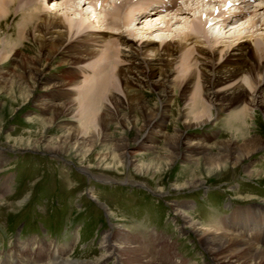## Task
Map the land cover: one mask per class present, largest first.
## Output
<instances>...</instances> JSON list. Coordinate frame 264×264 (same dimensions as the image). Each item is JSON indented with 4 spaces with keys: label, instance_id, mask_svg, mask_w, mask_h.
I'll return each mask as SVG.
<instances>
[{
    "label": "rangeland",
    "instance_id": "obj_1",
    "mask_svg": "<svg viewBox=\"0 0 264 264\" xmlns=\"http://www.w3.org/2000/svg\"><path fill=\"white\" fill-rule=\"evenodd\" d=\"M73 1L74 2L71 0H39V2L25 8V6L20 5V0H13L15 5L17 4V6L21 7H14L12 3V7L8 13L0 18V59L4 58L3 61L1 60L0 62V149L8 157L6 165H10V163L14 161L6 168L7 171L4 169L0 170L1 178L6 174L10 176L8 189L2 188V183L7 179H2L3 181L0 183V198H2L3 203L0 202V259L11 256L15 246L20 247V244L23 243L24 246L27 247L30 245L31 241L41 244L46 240L49 241L50 244L55 243L58 247L64 246L66 250L69 251L65 257L66 252L44 245L39 246L36 252L31 253L33 255L19 253V255L23 257L22 259L19 258L17 261L11 258L5 259L0 261V264H51L54 262L55 264H62L64 261L68 264L74 262L83 264H88L89 262L90 264H115V261L118 260L115 258V255L102 258L106 256L107 253L106 247L103 245V238L109 233L110 238H112L111 244L123 243L122 246L125 245L124 241L117 242L115 240L120 237L118 235L126 233V237H129L128 245L132 247L131 253L133 254H135L139 247L141 248V244L144 240L149 241V238L154 237V243L158 241L160 244L156 246L157 251L155 253L151 252L153 250V244L146 245L142 250L145 251L147 247L150 246L147 249L148 253L147 251L145 252L149 257L154 259L153 261L156 264L212 263L211 255L206 251L199 236L194 230H191L189 225L185 224L183 218H181L180 210L184 209L178 208H180V204L182 203L192 207L193 200H197L198 202L201 201L199 197H201L206 190L202 189L203 187L210 188L213 193L217 191L215 195L223 199V207H220L217 214L223 210L226 203L242 205H252L254 203L262 204L264 202V151L260 150V152L255 149L252 156L247 157L237 164V166L233 165L234 161L229 162L230 164L228 163L227 169L216 176L205 177V175L199 173L200 171L198 170L199 172L197 171L195 174L200 180H196L191 188L174 190V185L176 184L183 182L190 183L191 178L189 174L195 170V166L184 164L182 159L176 160V162L169 167L170 169L168 168L169 170L164 171L160 175H154L151 172L146 176L136 174L129 163L124 164V168L118 171H101L92 169V167L90 168L88 166V164L95 165L93 160L88 159L85 165H80L77 160L72 159L70 156L31 148L15 147L13 144L18 142L14 143V139L19 140L21 137H23L25 141L30 139L32 142H36L41 146L47 145V143L49 144L52 140L62 138L66 135L67 131H73V135L79 134L82 136L85 135L86 137L88 136L87 138L91 137V134H86L87 130L82 129L80 123L74 117L78 104H80V94H78V92L67 94V99L74 105L73 109L75 113L73 112L74 114L72 113V115L64 114L57 118L51 113H40L41 111L34 106L36 97L40 96V99H45L46 97L44 96H47L46 92L43 93V91H41V85H39L38 81H34L35 91L32 93L29 100L25 102V97L28 92L25 97L19 95V91L27 86V83L24 84L21 79V61H28L29 63L33 61L35 64L39 59L40 62L38 61V66L41 67L44 65V58H48L49 64L45 66L48 76H57L58 78L66 77L64 74L69 71V68L61 63L62 61L60 60L62 57L60 55L52 56L49 52V48L43 47L41 43L36 40V37L37 39H39V37L37 36L38 33L35 31L34 26L37 25L40 19L45 15L60 20L66 27L62 29V31H65V39L67 42L75 43L74 45L76 46H80L82 43L79 42L78 44V40L80 39L79 34L81 32L78 31L77 33L75 30L77 29V21L79 20V22L84 21L85 23L81 26V29L84 30L80 29L82 33L94 32L91 34V37H96L95 34L100 35L104 33L106 36L102 37L105 38V42L100 43L101 46L98 44L99 47L87 46L86 48L90 50L94 48L96 52L98 51L96 58H104L107 48L110 49L108 51H110L112 55V61L117 63L118 68H124L126 66L124 63H118L121 61V53L119 52L123 51L125 48L120 41L116 40L119 39L116 38L119 33H121L120 35L124 36V38L131 41L136 48L141 45L144 39L156 40L159 43L160 39H157L156 35L159 34L157 30H161V28L163 32H160L159 36L161 35L162 37L170 33L171 36L168 37L170 40H181L180 37L186 34L184 31H189L190 25L196 21L198 16L203 19L204 13L206 20L204 19L202 22L205 24L206 33H192L193 36L191 38H186L187 44H189L187 47L183 41L181 42L185 45L186 49H183L180 53L184 52L188 55L185 63L181 61L180 57L176 59V61L168 62L167 69L172 73L170 77L172 84L178 86L172 89V97L166 102L168 106L166 105V107H163L164 100L160 99L157 94L158 91L152 88H145V90H141L140 94H138L142 101L148 105L150 111H153L157 116L162 114L166 115L163 127L160 128L164 135L175 137L174 139L176 140H178L179 135H187L188 143H193L195 140L207 139L209 141V146H211L207 152L208 154L214 153V155L219 154L218 152H222V150H220V145H229L233 148L236 155V153H240V146L252 137L256 140H260L262 144L264 143L263 109L255 108L256 112H254V114L252 113L254 116L247 117L244 115L243 118L240 117V115V118L231 116L228 112L216 113L212 111V117L208 123L201 126L186 128L183 124V121H185L184 117H187V115H189L187 118L194 116L192 115L193 110L191 108L192 101L189 100V102L187 99L193 98L195 87L203 84L201 82V76L204 61L200 57L201 47L209 51L228 50V52H231L232 47L242 44L241 42H243V39L241 38L244 36L246 38H251L247 40L250 47L254 48L255 43L253 42L258 41L259 37L264 34V9L261 11H259V9L253 10L257 15H248L244 19H240L237 25L229 26L230 23H228V21L226 24H224L225 20L222 22L219 21V17L224 16L223 13L220 14V16L210 17L208 13H213L214 9L210 10V7L205 6L209 5L214 7L217 2H221L222 0H201L202 2L205 1V5H203V3L201 4L200 0H190V3H188L189 6H191L190 4H192V2L194 3L192 4L193 6L189 7L191 10L188 14L178 16V21L177 19L172 20V16L162 13L164 15H162L161 18L159 16L155 19L158 23H152V25H155L149 32V30L145 31V27H143L146 26L147 23L149 24V22L143 21L139 23V20H137L139 19L138 17L142 16V5L138 6V4L135 3L131 6H125L124 4L116 10V12L119 13L115 14H119L120 16L117 15V20H115L111 16H108L107 13H111L113 11L112 9L120 5L117 3L122 2L121 0ZM207 1H209V3H207ZM54 2H56V4ZM98 2H100V5L97 7ZM67 3L74 4L68 5ZM184 4L185 2L182 3L181 6L185 7ZM58 5L62 6L59 7ZM15 8L18 10H15ZM240 8L241 7H231L224 12L225 14H230ZM203 10L208 11L204 12ZM90 12H92V14L95 13L94 15H96V17L94 15H89ZM67 14H70L73 20V28L70 32L68 31V22L65 21ZM87 14L91 19H86ZM105 14L107 16H105ZM168 19H170L169 26L171 30L169 28L164 29V26L167 27L168 25L166 24ZM209 19L213 24L206 27L207 20ZM112 20L115 22L119 20V23H117L118 27H116L114 31L108 29L110 21ZM257 21L258 23H255ZM159 22L163 24H159ZM240 29L242 30L241 32L239 31ZM142 30L143 32L141 33ZM135 32L138 34H143L145 32L143 35L146 38H141L138 34L135 36ZM239 32L240 35L238 34ZM231 34L235 35L231 36ZM216 37L218 38L216 39L217 41L214 39ZM233 37L235 38L233 39ZM168 38H166V40H169ZM161 41H164V39ZM179 55L180 54H178V56ZM40 56L45 57L39 58ZM140 58L146 60L151 57L143 55L140 56ZM246 59L247 60L242 63V66H240V68L242 67L244 70L249 68L251 62H254L249 57ZM96 60L97 59L92 57L90 60L82 61L80 64L78 63V65L76 64L77 67L75 65L72 66V68L76 67V70L80 72H78L76 81L83 80L87 74L91 72V63L95 64ZM83 64L90 67L87 68ZM81 65L86 69L84 67L81 68ZM110 65H112V62ZM217 66L218 70L225 76L232 73L231 69H228L229 62H219ZM117 67L114 68V73L117 71ZM191 73L193 76L191 80H188V89L183 92V88L187 83V79L183 77H187V75ZM241 76L237 77L236 80H240V86L242 84L246 91L251 94L249 88V73L246 72L242 78ZM29 80L30 79L27 78L28 86L33 85V82L29 83ZM256 80L258 81V79ZM115 84L117 90L113 89L111 94L108 92V94H104L105 96L100 95L98 97L100 98V100H98L100 104L97 106L98 111L96 119L98 120L109 108L111 112H114L118 117H128L130 119L129 123H120V126L116 123H112L109 124L108 127H105V129H102H104V133L110 135L112 141L116 140L118 137H125V139H127L126 142L130 143V147L133 149L136 147V145L133 144L134 141H143L151 128L146 126L143 115L137 111L129 112V109L127 110L123 107L117 111L113 110V106L109 102V99L114 97L113 94L116 95V99L118 98L120 102H125L126 106H129L127 103L129 96L126 95V91L121 89V85L116 79ZM4 88L7 90L3 91ZM201 88L203 92V87H200V89ZM228 88H230V86ZM27 90L28 88L26 87V91ZM204 90H206V88H204ZM64 93L66 94L67 92ZM67 95L62 97L58 96L57 100H52V103H63ZM202 98L203 93L199 102L203 100ZM28 116L36 117L35 123H28ZM134 117L137 118L136 122L131 121L133 120L131 118ZM232 118L235 119L233 120ZM39 119H42L45 124L40 125ZM50 119L53 120L49 121ZM93 127V134H96L97 131L100 132L99 125L94 123ZM141 129L143 130L141 131ZM138 133L140 134L138 135ZM155 140L156 142L154 143L152 141V143L144 141L146 145L151 144L157 146V149L152 150L154 154L162 153L164 148H168V150L171 148L169 142H164L165 138L157 137ZM73 142V140H70V144ZM140 151H143L141 154L144 155L136 158L137 161L135 164L137 165L147 163V160L151 156L150 150ZM184 151L182 147V152ZM207 152L205 153L207 154ZM205 153H203V151L202 153L198 152L195 158L203 159ZM2 157L3 156L0 155V158ZM15 160H18V162L20 160L19 163L26 168L21 170L17 167L18 171L16 173L17 169L15 170L14 166L18 164ZM129 160L132 159L129 158ZM108 162L110 161L108 160ZM252 171L261 173L257 175V173L253 172L250 173L251 175H248V172ZM14 177H16L15 184L13 182ZM237 183H239L241 189L245 191L237 193ZM217 197L215 201H217ZM204 201H201V203L203 202L204 205L208 206V202H206V200ZM153 206L156 210H154ZM131 207L133 209H131ZM231 207H234L233 204ZM109 211H112L114 216H109ZM197 211L198 212L193 213L192 210H184V212L196 222L198 219L201 220L203 218V214L204 216L207 215L205 206L199 205ZM148 212H150V217ZM48 216L53 219L48 218ZM197 225L198 227L215 232H226L230 235L240 236L232 231L218 228L217 223L202 224L197 222ZM21 226H24V231L19 241L18 234ZM44 227H46V229L49 227L50 231L57 235V238L55 239L53 236L46 237ZM153 228H155L156 233L153 231ZM78 231L81 233V236H78ZM15 233L16 235L13 237ZM79 237L82 238L80 239ZM155 237H162L164 239L161 238L160 241ZM85 240H87V242ZM254 246L258 247L257 245ZM120 249L116 251V254L119 255ZM259 249L264 250V247H260ZM163 252L170 259L168 262L165 260L162 261ZM55 259L57 260L54 261Z\"/></svg>",
    "mask_w": 264,
    "mask_h": 264
},
{
    "label": "bare ground",
    "instance_id": "obj_2",
    "mask_svg": "<svg viewBox=\"0 0 264 264\" xmlns=\"http://www.w3.org/2000/svg\"><path fill=\"white\" fill-rule=\"evenodd\" d=\"M71 1L74 2L73 0ZM121 1L122 2L117 3L120 5L115 4L117 5L116 7L114 5L115 8L112 9L114 12L112 11L111 13L110 12L107 13L108 16H111L115 20H117V17H118L117 15H119V14H115V13H119V12H116V10L119 9V7L123 6L124 4L126 5V4H129L130 2V0H121ZM157 1L158 0H155L154 2H157ZM209 1H207V3H209ZM36 2H39V0H20L19 3H21L20 5H23L25 6V8H27L28 6H31L32 4H35ZM168 2L170 3L169 5L162 4L160 5L158 9H155V10H149L150 9L149 7L151 6L150 5L151 2L149 3L145 2L141 4L142 5L141 7L142 16L138 17L139 19L137 20H139V23H142L143 21L149 22V24L147 23L146 26H143L145 27L144 28L145 31L149 30L150 32L152 30L153 26L155 25V24L152 25V23L157 22L155 19H157L159 16L161 18L163 12H174V13L169 14V16H172L171 19L173 20V19H177L178 16H183V15L188 14V12L191 10L187 7L177 8L178 6L176 2H174L173 0H170ZM221 2L226 4L227 0H222ZM12 3L14 4V7L17 6V4L15 5V2H13V0H0V18L8 13V11L12 7L11 5ZM54 3L56 4V2ZM241 3H245V1L241 0ZM67 4L70 5L71 3L70 4L67 3ZM232 5L234 4L232 3L230 6ZM58 6L61 7L62 5H58ZM19 7L21 6H17V8ZM188 7H191V6H188ZM237 7H241V5ZM17 8H15V10ZM162 8H164V10ZM254 9H256V7ZM223 12H221V9L216 8L215 13L213 11V13H208V14L210 15V17L220 16V14H222ZM94 14H92V12L89 13V15L91 16ZM89 15L87 14L86 19H91ZM107 15L105 14V16ZM248 15L250 14L248 13L245 16L240 15L233 20L232 19L229 20V23H230L229 26L237 25L240 19H244ZM94 16L96 17V15ZM169 20L170 19H168V22L166 23L168 24L167 27L164 26V29L169 28L171 30L169 26L170 25ZM65 21L68 22V31L70 32L73 28L72 27L73 20L71 19L70 14L66 15ZM79 21H77V26H76L77 29L75 30L77 31V33L78 31L81 32V33L79 32L80 39L78 40V44L79 42H82L83 44L81 43L80 46L74 45L75 43L73 42H67V40L65 39V34H64L65 31L64 30L62 31V29L66 27L58 19L45 15L42 17V19H40L39 23H37V25L34 26L35 31L38 33L37 36L39 37V39H37L36 37V40H38L43 47L49 48V52L50 54H52V56L60 55L62 57V59L60 60L62 61L61 63L66 65L69 68V71H67L64 74L66 76L65 78H58L57 76L49 77L48 72L45 70L46 69L45 66L49 64L48 58H44V65L41 67L38 66V63L40 62L39 59H38L39 62L37 61V63L35 64L33 63V61L31 63H29L28 61L27 62L21 61V64H22V68H21L22 78L21 79L24 82V84L27 83L26 87L28 88V90L26 91V87L22 88L19 91V95L21 97H25L28 92L27 96L25 97L26 98L25 102L29 100L30 96L35 91L34 81H38L39 85H41L40 86L41 91H43V93L46 92L47 96H44L46 97L45 99L44 98L40 99L39 98L40 96L36 97L34 106L37 107L41 111L40 113H51L54 117L57 118L58 116H61L64 114L72 115L73 112L75 113V110L73 109L74 105L70 100L67 99L68 98L67 94L71 92H76V93L78 92V94H80V100H79L80 104H78L77 111L74 117L80 123V127H82V129L87 130L86 134L88 135L91 134V137L87 138L88 136L86 137L85 135L82 136L79 134L73 135L72 133L73 131L72 132L67 131L65 136H63L60 139L58 138V139L52 140L49 142V144L47 143V145L41 146L37 144L36 142H32L30 139L25 141V139L21 137L19 140L14 139V143L16 142L18 143L13 144V146L21 147V148L23 147L31 148L35 150H42L45 152H52V153L62 154L65 156H70L72 159L77 160L80 165H85L87 163L86 160L88 159L93 160L95 165L88 164V166L90 168L92 167V169H97L101 171H118L119 169L124 168V164L129 163L133 167V171H135L136 174L146 175V176L151 172L154 175H160L164 171L169 170L170 169L169 167L173 163H175L176 160L182 159V162L184 164H189V165L191 164L192 166H195V170L189 174L191 178L190 183L183 182L180 184H176L174 185V190H183L185 188H191V186L194 185L193 183H195L196 180L198 181L200 180L196 177L197 175L195 174L198 170L200 171L198 172L203 173L205 177L216 176L220 172L225 171L227 169V165L229 162L234 161L233 165L237 166V164H239L241 161L245 160L249 156H252L255 149L259 151L260 150L264 151V143L262 144L260 140H256L253 137L248 139L246 142H244L240 146L239 154L236 153L235 155L232 147H230L229 145L226 146L222 144L220 145L221 146L220 150H222V152L221 153L218 152L219 154L214 155V153L208 154L207 152V150L211 148V146H209V142L207 139H204V140L201 139L198 141L195 140V142L193 143H188L189 141L187 142V139H188L186 137L187 135L185 136L179 135L178 140L174 139L175 137L173 138L172 136H166L160 130V128L163 127L166 115L162 114L160 116H157V114H155L153 111H150L148 109V105L144 103L142 99L139 97L141 90L143 89L145 90V88L146 89L152 88L158 91L157 94L159 98L164 100L163 107H166L167 105L166 102H168L172 97V94H171L172 89L178 87L176 84H172V80L170 79L172 73L171 71L167 69L168 62L170 61L172 62L174 60L176 61V59L180 57L181 61L185 63V61L188 58L187 57L188 55L184 52L183 53H180V52H182L183 49H186V47L189 45L187 44L186 38H191L193 36L192 33L194 32L195 33L200 32L202 34L206 33L205 24L202 22L201 17L198 16V18L192 25L189 24L190 25L189 31L188 30L187 32L184 31L186 34H183V37H180L181 40H173V39L170 40V38H168L171 36L170 33L162 36V37H165V38H162L161 35L159 36V34L160 32L162 33L163 30L162 28L160 30L158 27L159 30H157L158 31L157 33L159 34L156 35V38L160 39L159 43L156 40H147V39L145 40L144 39L142 40L141 45L138 48H136L134 47L131 41L124 38V36L120 35L121 33H119L118 37H116L119 39H116V40L120 41L122 46H124L125 48L123 49V51L119 52L121 53L120 54L121 61L118 63L119 64L121 62L122 64L124 63V65H126L124 68H118L117 63H114L112 61L113 59L112 55L110 51H108L110 49L107 48L104 58H101V57L96 58L98 51L96 52L94 48L91 50L86 48L87 46L88 47L98 46V44L100 45V43L105 42L104 40L105 38H103L102 36H106V35L102 33L100 34L101 36L99 34H95L96 37H91L92 36L91 34H93L94 32L82 33L81 30H84V29H81L82 28L81 26L84 25L85 23L84 21L82 22H79ZM227 21H228V18L225 19L224 24H226ZM117 23H119V20L117 22L113 20L110 21L108 29L114 31V29L118 27ZM255 23H258V21ZM159 24H163V23L159 22ZM239 31L241 32L242 30L240 29ZM137 32L134 33L136 34L135 36H137L138 34ZM142 32L143 30L141 31V33ZM240 32L238 33L239 35H240ZM141 33L138 34L139 37L141 38L145 37L143 35L145 32L143 34ZM110 35H114V34H110ZM232 35H235V34H231V36ZM248 37H252V36H248ZM166 38H168L169 40H166ZM234 38L235 37H233V39ZM163 39L164 41H161ZM214 39L216 40L218 38L216 37ZM241 39H243V42H241L242 44H238L237 46L232 47L231 52H228V50L227 51H218V50L209 51L201 47L200 57L204 61V66L202 69V76H201V79H202L201 82L203 84L199 86L203 87V92H202V88L200 89V87L197 85V87H195V90H194L193 98L191 97V99H187L188 101L189 100L192 101L191 108L193 110L192 115L194 116L191 118H187L189 115H187V117H184L185 121H183V124L186 126V128L201 126V125H204L205 123H208V121L212 117L211 116L212 111L216 113L228 112L231 116L239 117L240 115V117L242 118L244 115H246L247 117L248 116L252 117L254 112H256L255 108H262L263 113H264V34L259 37L258 41L253 42L255 43L254 48L250 47V44L248 43V40H247L251 38H246L243 36V38ZM182 41L184 42L186 47L183 43H181ZM213 44H216V43H213ZM106 47H107V44H106ZM228 48H231V47H228ZM178 54L180 55L178 56ZM143 55H145L146 57L150 56L151 58L146 59V60L143 58H140V56H143ZM45 56H42V57L40 56L39 58H43ZM92 57L97 59L95 64L91 63L92 64L91 67L88 65L85 66L83 64L87 68L90 67L91 72L87 74L85 78L83 77L84 78L83 80L76 81V78L78 77V72H79L78 70H76V67H77L76 64L78 65V63L80 64V62L82 61L90 60ZM247 57L251 58V60H253L254 62L253 63L251 62V64L249 65V68L244 70L242 67L240 68V66H242V63L247 60L246 59ZM3 59H0V62L1 60L3 61ZM111 62H112V65H110ZM219 62H229L228 69H231L232 73H230V75H227V76L223 75L222 72L218 70L217 64ZM74 65L76 67L72 68V66ZM83 67L81 65V68ZM116 67L118 69L114 73L113 70ZM246 72L249 73V79H250L249 88L251 90L250 91L251 94L246 91V89L242 86V84L240 86V80H236L237 77H240L241 75L243 76ZM192 76L193 75L191 73L190 75H187V77H183L187 79V83L185 82L186 84L183 88V92H185V90L188 89V85H189L188 80L189 79L191 80ZM27 78L30 79L29 83L33 82V85L28 86ZM115 79L121 85V89L123 91H126V95L129 96V99L127 100V103L129 106L127 107L125 102H122V101L120 102L118 98L117 99L115 98L116 95L113 94L114 97L109 99V102L113 106V110L117 111L118 109L123 107L127 110L129 109V112L137 111L141 115H143L145 122H146L145 123L146 126H148V128L149 127L151 128V130L148 131V134L146 135L143 141L141 142L137 140L134 141L133 144L136 145V147L133 149L132 147H130L131 144L126 142L127 139H125V137H118L116 138V140L112 141L110 139L111 138L110 135L108 133L106 134L103 132L105 127H108L109 124L116 123L117 125L120 126V123H124V122L129 123L130 119L128 117L126 116L118 117L117 115L114 114V112L112 113L111 109L109 108L106 110L104 114H102V116L98 120L96 119L97 111H98L97 106L100 104L99 103L100 101H98L100 100V98L98 97L100 95L105 96L104 94H108V92L111 94L113 92V89H116ZM256 79H258V81ZM229 86L230 88H228ZM204 88H206V90H204ZM4 90H7V89L4 88L3 91ZM64 92H67V93L65 94ZM202 93H203V98H202L203 100H200L199 102V99ZM65 95H67V97L64 98L63 103H57V104L52 103V100L54 99L57 100L58 96L62 97ZM95 97H96V100H95ZM35 119L36 117L28 116L27 121L28 123H35ZM131 119H133L131 120L133 122L137 121L136 117L131 118ZM232 119L234 120L235 118H232ZM52 120L53 119H50L49 121H52ZM39 121H40L39 123L40 125L45 124V122L42 119H39ZM94 123L100 126L99 128L100 132L97 131L96 134H93V131H92V127ZM142 130L143 129H141V131ZM139 134L140 133H138V135ZM157 137L165 138L164 142H169L171 144L170 146L171 148L169 150L168 148L166 149L164 148L162 153L160 152V153L154 154L152 150L157 149V146L151 145V144L146 145L144 143L145 142L154 143L156 142L155 139ZM70 140H73L74 142L70 144ZM182 147L185 150L184 152H182ZM140 150H146V151L150 150L151 156L147 160V163H141L137 165L135 164L137 161L136 158L144 155V154H141V152L143 151H140ZM202 151L203 153L207 152V154L206 153L204 154L203 156L204 158L203 159L195 158V155L198 154V152L202 153ZM129 158H131L132 160H129ZM108 160L110 162H108ZM253 172L257 173V175L261 173V172L252 171V172H248V175H251L250 173H253ZM8 187L9 186H8V179H7L2 183V188L8 189ZM192 188H195V187H192ZM0 202L2 203V198H0ZM108 215L114 216V213L112 211H109ZM181 218H183L185 224H188L190 229L194 230L196 234L199 236V239L202 241V244L205 247L206 251H208L209 254L211 255V259H212L211 264H264V250H261L258 247L254 246L248 240L241 239L235 235L227 234L226 232L220 233V232H215L212 230L204 229L202 227H198L197 222L194 221L192 217H190L186 212H183V211H181ZM256 230L257 229L255 227H249L247 230V233H250L252 235L253 232H255ZM251 235H247V236L249 237ZM118 236H120L119 237L120 239L117 238V240L115 241L117 242L124 241L125 242L124 246H122L123 243L114 244V245L111 244L112 238H110V233L104 236L103 245L104 247H106L107 253H106V256H103L102 258L115 255V258L118 259L117 261H115V264H156L153 261L154 259L147 255V253L145 252L146 250L145 251L142 250L144 245H147L146 241H143V243L141 244V248L139 247L138 250L135 252V254H133L131 253L132 247H129L128 245L129 237L128 238L126 237L127 236L126 233L123 235L120 234ZM118 249H120L119 255L116 254V251H118ZM56 260L57 259H55L54 261ZM163 260L167 262L170 260L164 252L162 254V261ZM51 264H55V262ZM62 264H68V263L64 261L62 262ZM70 264H83V263L74 262ZM88 264H90V262Z\"/></svg>",
    "mask_w": 264,
    "mask_h": 264
}]
</instances>
